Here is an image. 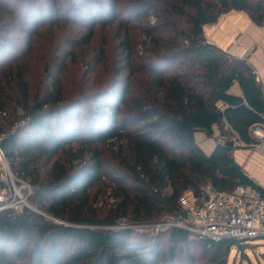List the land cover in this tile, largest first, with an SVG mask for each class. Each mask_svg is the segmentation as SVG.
<instances>
[{
	"label": "trees",
	"instance_id": "obj_1",
	"mask_svg": "<svg viewBox=\"0 0 264 264\" xmlns=\"http://www.w3.org/2000/svg\"><path fill=\"white\" fill-rule=\"evenodd\" d=\"M232 11L264 25V0H0V145L41 213L0 211V264H228L243 249L200 239L196 257L186 230H135L181 216L179 198L205 186L264 197L233 156L259 143L264 86L204 32ZM98 27L119 29L117 68L92 89L105 49L84 52ZM80 105H93L83 122L69 114ZM106 182L119 203L102 216L91 190Z\"/></svg>",
	"mask_w": 264,
	"mask_h": 264
},
{
	"label": "built area",
	"instance_id": "obj_2",
	"mask_svg": "<svg viewBox=\"0 0 264 264\" xmlns=\"http://www.w3.org/2000/svg\"><path fill=\"white\" fill-rule=\"evenodd\" d=\"M251 134L259 140V149L264 153V126H254ZM32 193L28 183L14 176L0 145V211L30 206ZM179 204L183 210L181 216L135 227L156 232L179 228L195 238L215 242L224 239L244 242L264 237V197L252 187L238 186L222 192L205 186L199 196L190 192L182 195Z\"/></svg>",
	"mask_w": 264,
	"mask_h": 264
},
{
	"label": "rangeland",
	"instance_id": "obj_3",
	"mask_svg": "<svg viewBox=\"0 0 264 264\" xmlns=\"http://www.w3.org/2000/svg\"><path fill=\"white\" fill-rule=\"evenodd\" d=\"M253 30L256 31L257 35L255 37L256 39H254L255 41L250 42L249 39L252 37ZM118 32L119 29L116 27L105 29H101L100 27H98L95 36L92 39L91 45L84 52L85 55H88V58H92L97 55L101 47H104L105 56L108 58L107 60L105 57V61L101 65H99L95 74L92 75L93 77H95V79L97 78L92 86V89L101 86L103 87L109 82L110 77L115 73V68H117V66L115 67L117 50L112 48L118 46ZM204 32L207 39L211 43L217 45L218 47L229 53L232 52L231 54L234 56H237L235 55V53H239L241 57H237L240 58L250 57L252 53L257 50L258 46H264V25L262 27L256 26L250 20L247 14L241 12L232 11L226 15H223L216 24L207 26V28L204 29ZM137 34L139 33H136V35ZM141 40H143V37L141 38ZM256 43L259 44L256 45ZM107 66H109L110 68ZM107 70H109V72H107ZM75 74L76 70L74 69V67H72L69 72V86H72L71 83L76 78ZM88 106L80 105L79 107L70 111L69 114L72 117L80 115L82 121L87 115L86 108ZM102 122L107 123L108 121L105 118ZM196 140L198 145L202 148V134H197ZM19 179L17 178V180ZM19 181L22 183H27L23 179H20ZM112 187L113 185L109 186V183L106 182V184H99L91 190L92 207L99 215H107L114 208V206L119 203V199L116 198V193L114 190H112ZM29 204L33 207V205L30 203V200ZM135 230H137L139 234H142V229L136 228ZM150 233L155 234L156 231H150ZM190 239L193 240L190 248L195 256L197 257L203 254V249L199 247L197 241L200 239L193 236H191ZM243 244V249H238L236 247L232 249L229 255L228 264H264V237L247 240L244 241ZM164 248H167L166 244L164 245ZM206 260L203 259L202 263L207 264Z\"/></svg>",
	"mask_w": 264,
	"mask_h": 264
},
{
	"label": "crops",
	"instance_id": "obj_4",
	"mask_svg": "<svg viewBox=\"0 0 264 264\" xmlns=\"http://www.w3.org/2000/svg\"><path fill=\"white\" fill-rule=\"evenodd\" d=\"M206 28L207 26L204 29ZM256 35V31L253 30L252 37L249 39V41H255L254 39H256ZM258 44L259 43H256V45ZM235 55L240 56L239 53H235ZM246 58H248V61L255 68L258 80L261 81L264 86V46H258L257 50L253 52L250 57ZM232 92L235 94H241V90L238 85H235L232 88ZM214 133L216 137L219 135V129L217 126L214 127ZM197 134H202V150L208 155L211 154L216 146L215 139L209 138L203 132ZM197 134L195 135V138L197 137ZM239 146L240 147L233 153L235 160L244 167V170L250 178H252L259 186L264 188V153L260 151L258 144H239Z\"/></svg>",
	"mask_w": 264,
	"mask_h": 264
},
{
	"label": "water",
	"instance_id": "obj_5",
	"mask_svg": "<svg viewBox=\"0 0 264 264\" xmlns=\"http://www.w3.org/2000/svg\"><path fill=\"white\" fill-rule=\"evenodd\" d=\"M30 209H32V210H34L31 206H28ZM35 212H38V211H36V210H34ZM38 213H40V212H38ZM41 214V213H40Z\"/></svg>",
	"mask_w": 264,
	"mask_h": 264
},
{
	"label": "bare ground",
	"instance_id": "obj_6",
	"mask_svg": "<svg viewBox=\"0 0 264 264\" xmlns=\"http://www.w3.org/2000/svg\"><path fill=\"white\" fill-rule=\"evenodd\" d=\"M236 16V15H235ZM239 17V16H238ZM249 21V20H248ZM227 26V25H226ZM218 27V26H217ZM238 28H240V27H238ZM225 31V30H224ZM226 35V34H225ZM229 37V36H228ZM229 46V45H228Z\"/></svg>",
	"mask_w": 264,
	"mask_h": 264
}]
</instances>
